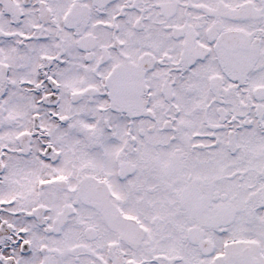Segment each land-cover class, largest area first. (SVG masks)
<instances>
[{
    "label": "snow or ice",
    "instance_id": "1",
    "mask_svg": "<svg viewBox=\"0 0 264 264\" xmlns=\"http://www.w3.org/2000/svg\"><path fill=\"white\" fill-rule=\"evenodd\" d=\"M0 264H264V0H0Z\"/></svg>",
    "mask_w": 264,
    "mask_h": 264
}]
</instances>
